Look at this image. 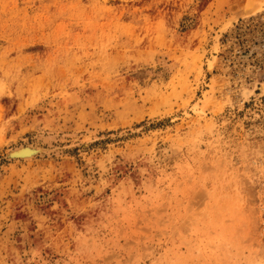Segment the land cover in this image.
I'll return each instance as SVG.
<instances>
[{
  "label": "rangeland",
  "instance_id": "obj_1",
  "mask_svg": "<svg viewBox=\"0 0 264 264\" xmlns=\"http://www.w3.org/2000/svg\"><path fill=\"white\" fill-rule=\"evenodd\" d=\"M262 82L264 0H0V264H264Z\"/></svg>",
  "mask_w": 264,
  "mask_h": 264
},
{
  "label": "bare ground",
  "instance_id": "obj_2",
  "mask_svg": "<svg viewBox=\"0 0 264 264\" xmlns=\"http://www.w3.org/2000/svg\"><path fill=\"white\" fill-rule=\"evenodd\" d=\"M209 65V64H208ZM207 65V67H211V66H208ZM206 68V78L207 77H211L212 75H211V71H210V69L212 68ZM211 75V76H210ZM255 88V87H254ZM257 88L259 89V91L262 93V92H264V82H262V83H260L259 85H257ZM257 89V90H258ZM260 93V94H261ZM34 148L35 149H38V148H41L42 149V146L41 145H36V146H34V144L33 145H31V144H22V145H18V146H15V147H13V148H10L8 151H7V153H8V155L11 157V156H13V157H19V156H27V154L28 153H30V152H33L34 151ZM39 150V149H38ZM31 154V153H30ZM31 156V155H30ZM22 158V157H21ZM26 158V157H25ZM26 159H30V158H26Z\"/></svg>",
  "mask_w": 264,
  "mask_h": 264
},
{
  "label": "water",
  "instance_id": "obj_3",
  "mask_svg": "<svg viewBox=\"0 0 264 264\" xmlns=\"http://www.w3.org/2000/svg\"><path fill=\"white\" fill-rule=\"evenodd\" d=\"M30 153H32V152H30ZM30 153H28L27 155H29Z\"/></svg>",
  "mask_w": 264,
  "mask_h": 264
}]
</instances>
